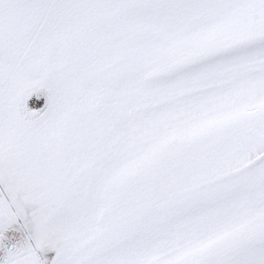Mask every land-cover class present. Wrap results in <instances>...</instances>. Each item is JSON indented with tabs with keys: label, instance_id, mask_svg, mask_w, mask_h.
<instances>
[{
	"label": "snow or ice",
	"instance_id": "1",
	"mask_svg": "<svg viewBox=\"0 0 264 264\" xmlns=\"http://www.w3.org/2000/svg\"><path fill=\"white\" fill-rule=\"evenodd\" d=\"M0 264H264V0H0Z\"/></svg>",
	"mask_w": 264,
	"mask_h": 264
}]
</instances>
